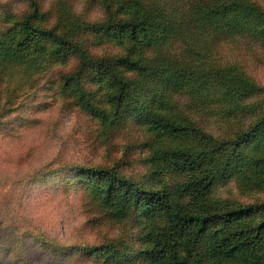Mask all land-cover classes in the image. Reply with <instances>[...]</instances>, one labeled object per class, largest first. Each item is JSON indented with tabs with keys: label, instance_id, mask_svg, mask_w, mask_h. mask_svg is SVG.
<instances>
[{
	"label": "trees",
	"instance_id": "trees-1",
	"mask_svg": "<svg viewBox=\"0 0 264 264\" xmlns=\"http://www.w3.org/2000/svg\"><path fill=\"white\" fill-rule=\"evenodd\" d=\"M28 1L19 16L0 11L1 107L8 112L20 97L34 95L50 71L47 58L73 57L75 65L58 72L62 96L108 132L142 126L152 185H164L165 172L182 176L171 187L145 190L109 169L85 176L79 167L64 183L84 191L112 220L135 219L132 241L151 239L138 260L199 264L178 251L193 242L202 264H264V203L207 206L216 184L235 179L246 190L264 184V87L236 64L210 59L215 40L264 53V8L253 0H108L99 22L59 11L46 26L38 1ZM86 35L125 39L126 54L93 55L80 39ZM96 84L103 88L99 97ZM177 97L186 100V114L175 109ZM189 111L218 118L225 128L205 130ZM198 202L200 211L187 210ZM132 254L127 241L82 252L103 264H128Z\"/></svg>",
	"mask_w": 264,
	"mask_h": 264
},
{
	"label": "rangeland",
	"instance_id": "rangeland-1",
	"mask_svg": "<svg viewBox=\"0 0 264 264\" xmlns=\"http://www.w3.org/2000/svg\"><path fill=\"white\" fill-rule=\"evenodd\" d=\"M37 1L45 25L52 26L59 11L99 22L104 18V4L108 0ZM253 1L264 8V0ZM28 6V0H0V11L8 10L16 16L27 11ZM80 39L93 55L123 56L128 46L125 39L119 41L113 35L99 40L91 35ZM251 47L215 40L210 59L220 64H236L264 87V53ZM75 60L71 57L67 63H61L60 59L47 58L45 64L50 71L42 75L34 95L20 97L8 112L1 107L4 101L1 91L6 85L0 80V264H103L83 256L82 252L124 241L134 256L128 264H150L138 260L151 246V239L147 235L139 239L138 235L137 242L132 241L134 218L123 222L112 220L93 198L76 185L68 186L64 180L74 177L71 170L77 171L79 167L85 176L93 170L109 169L145 190H161L164 185L171 187L182 180V176L165 172L161 175L164 185H152L146 179L151 168L144 161L147 154L144 144L149 135L142 126L129 123L108 132L62 96L58 72L71 69ZM96 87L99 97L103 88L100 84ZM186 105L183 97H177L176 110L186 114ZM187 114L212 133L225 128L218 118L205 112ZM209 199L207 206L217 210L261 204L264 184L246 190L231 179L216 184ZM201 205L202 202L188 204L187 210L200 211ZM155 241L153 238L152 243ZM179 247L180 254L202 264L203 251L196 243L182 242Z\"/></svg>",
	"mask_w": 264,
	"mask_h": 264
}]
</instances>
